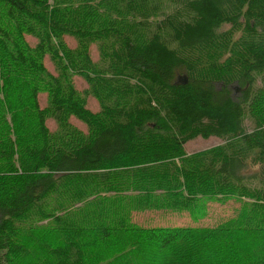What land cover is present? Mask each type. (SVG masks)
I'll return each instance as SVG.
<instances>
[{"label": "trees", "instance_id": "obj_1", "mask_svg": "<svg viewBox=\"0 0 264 264\" xmlns=\"http://www.w3.org/2000/svg\"><path fill=\"white\" fill-rule=\"evenodd\" d=\"M0 264H264V0H0Z\"/></svg>", "mask_w": 264, "mask_h": 264}, {"label": "rangeland", "instance_id": "obj_2", "mask_svg": "<svg viewBox=\"0 0 264 264\" xmlns=\"http://www.w3.org/2000/svg\"><path fill=\"white\" fill-rule=\"evenodd\" d=\"M91 53L94 55L95 50L94 48H91ZM49 68L51 69V65L48 64ZM85 81L76 76L75 77V83L77 88L80 91H83L86 88ZM224 87L221 84H215V89L217 91V98L220 100L221 98L225 97V94L223 93L222 89ZM232 91V96L235 97L237 94V85H232L230 87ZM43 96H40V100H43ZM90 102V108L94 109L96 108V101L91 97H88ZM95 101V102H94ZM247 127L251 128L253 127V124L250 121H247ZM48 124L50 127H53L52 122L48 121ZM80 124H82L80 122ZM83 126V125H82ZM225 141L222 138L216 137V136H210L208 138H202L198 137L193 140H190L184 144V150L185 154L189 155L191 153L200 151V150H208L213 147H216L217 145L223 144ZM208 201V200H206ZM207 206V214L202 218L203 220L199 221L197 224H214L217 221H220L222 219L228 218L233 216L237 212L238 203L237 201H234L233 199L226 201L225 203H219L214 201L206 202ZM187 210L184 211V213H173V212H166L163 209H158L156 211H146L142 212L143 216L145 218H148L146 221L149 223H157L159 225L164 226H176V225H196V221H192L191 216L188 215V211L190 207L186 208ZM192 209V208H191ZM191 212V211H189ZM141 213V214H142ZM193 213V212H192ZM140 215H135L137 218H139Z\"/></svg>", "mask_w": 264, "mask_h": 264}, {"label": "water", "instance_id": "obj_3", "mask_svg": "<svg viewBox=\"0 0 264 264\" xmlns=\"http://www.w3.org/2000/svg\"><path fill=\"white\" fill-rule=\"evenodd\" d=\"M185 82V81H184Z\"/></svg>", "mask_w": 264, "mask_h": 264}]
</instances>
